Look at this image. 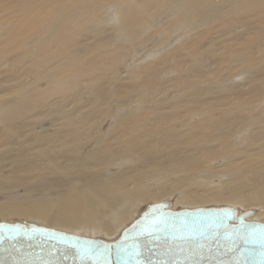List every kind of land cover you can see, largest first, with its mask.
Instances as JSON below:
<instances>
[{
  "label": "bare ground",
  "instance_id": "1",
  "mask_svg": "<svg viewBox=\"0 0 264 264\" xmlns=\"http://www.w3.org/2000/svg\"><path fill=\"white\" fill-rule=\"evenodd\" d=\"M174 198L264 221V0H0V214L114 241Z\"/></svg>",
  "mask_w": 264,
  "mask_h": 264
},
{
  "label": "water",
  "instance_id": "2",
  "mask_svg": "<svg viewBox=\"0 0 264 264\" xmlns=\"http://www.w3.org/2000/svg\"><path fill=\"white\" fill-rule=\"evenodd\" d=\"M252 213L151 202L114 241L0 222V264H264V221Z\"/></svg>",
  "mask_w": 264,
  "mask_h": 264
},
{
  "label": "rangeland",
  "instance_id": "3",
  "mask_svg": "<svg viewBox=\"0 0 264 264\" xmlns=\"http://www.w3.org/2000/svg\"><path fill=\"white\" fill-rule=\"evenodd\" d=\"M103 20H104V18H102L101 20H100V22H103ZM153 20V18H148V21H152ZM163 23H166V21L165 22H162V23H160L159 25H155L154 27H153V30L154 31H157V30H159L160 29V31H157L158 32V34H160V36H161V34L163 33V31H162V33H160L161 32V30H163V28H162V25H164ZM158 27V28H157ZM144 28V27H143ZM157 29V30H156ZM153 30H151V29H149V32H148V36H151L150 35V33H152V32H150V31H153ZM124 31V30H123ZM153 31V32H154ZM157 32H155V33H157ZM158 34H153V36L155 37V38H153V40H152V36L151 37H148V36H146V41H149L148 43H150V49L148 50V51H146L147 53L146 54H144V56L142 57V55H140V56H138L139 55V53L138 54H136L135 53V55H133V56H130V55H126L125 54V56H122V60H121V63L123 62V63H126L127 61V64L126 65H124L123 67H124V70H123V72H119V68H116V70H117V73L114 75V76H112V78H111V80H110V94L112 95V96H116L115 94L118 92V90H119V84L121 83V82H123V81H125L129 76H131L132 75V71H134L135 69H137V68H139V66L140 67H143V62L145 61V59L147 60V61H150V60H153V59H157V58H159L162 54L161 53H164V51L167 49V48H169V47H171V46H169V45H167V46H163L164 44V41L165 40H163V43H161L160 41H159V38H160V36L158 35ZM159 36V37H158ZM127 37V38H126ZM126 37H125V40H127V42L125 43V44H128V43H131L132 42V40L133 39H131L130 37V40H129V38H128V36L126 35ZM179 37V36H178ZM157 38V39H156ZM155 41V42H152V41ZM160 42V46H159V43L158 42ZM176 42V41H175ZM136 44V43H135ZM157 44V45H156ZM132 45V44H131ZM155 45V46H154ZM171 45V44H170ZM129 47H130V45H128ZM148 47H146V49H147ZM163 48H165V49H163ZM127 48H125L124 50H126ZM145 49V50H146ZM158 51H157V50ZM157 52H156V51ZM164 50V51H163ZM161 51H163V52H161ZM157 53V56H156V54L154 55V53ZM149 54V55H148ZM150 54H152V55H150ZM159 54V55H158ZM161 54V55H160ZM146 55V56H145ZM148 55V56H147ZM135 56H138V57H136V60H135ZM131 59H130V58ZM133 57V58H132ZM152 59H151V58ZM155 57H157V58H155ZM127 58V59H126ZM139 58V59H138ZM145 58V59H144ZM150 60H149V59ZM138 59V60H137ZM144 59V60H143ZM125 60H126V62H125ZM133 60V61H132ZM143 62H142V61ZM130 63H132V64H130ZM142 65V66H141ZM138 66V67H137ZM122 70V69H121ZM120 70V71H121ZM182 73V72H181ZM188 71H186L185 73H182V75L183 76H185L186 78H189V76H188ZM237 82L238 81V79L237 78H235L234 80H231V82ZM226 84V83H225ZM113 89H114V93H113ZM88 97H89V94H87L86 96H85V98L84 99H88ZM113 98H116V97H113ZM115 100V99H114ZM116 101V100H115ZM163 199H170L169 197H165V198H163ZM224 205H226V206H232V207H234V208H236L234 205H230V204H202V205H191V204H189V203H177L176 202V199L174 198V199H171V208L172 209H193V208H198V207H207V208H209V207H217V208H219V207H221V206H224ZM236 209H239V208H236ZM246 209H251V210H253V214L251 215V216H249L248 217V219L249 218H251V219H253V220H259V221H263V220H261V218H260V216L258 215L261 211L259 210V209H257L256 207H247V208H244L243 210H246ZM242 209H239V211H241ZM254 214H255V216H254ZM259 217H258V216ZM15 217H13V216H8V215H2V214H0V222H21V223H24V224H31V223H33V224H37V225H42V226H47V227H51V225H48V224H46V223H44L43 224V222H39L38 220H34V219H32V220H30V219H26V218H20L19 216H17V215H14ZM8 217V218H7ZM3 218V219H2ZM129 226V225H128ZM127 226V227H128ZM51 228H55V229H59V230H63V231H67V232H70V233H74V234H77V235H84V236H87V237H94V238H101V239H104V238H106V237H103V236H100V235H95V234H93V233H87V232H84V231H79V232H75V231H70V230H68V229H63V228H59V227H51ZM103 237V238H102ZM106 240V239H105Z\"/></svg>",
  "mask_w": 264,
  "mask_h": 264
}]
</instances>
